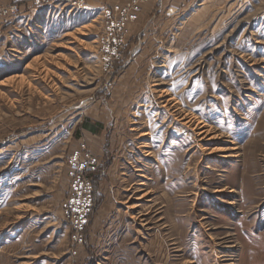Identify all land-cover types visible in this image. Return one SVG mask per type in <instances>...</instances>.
Returning <instances> with one entry per match:
<instances>
[{
  "label": "rangeland",
  "instance_id": "1",
  "mask_svg": "<svg viewBox=\"0 0 264 264\" xmlns=\"http://www.w3.org/2000/svg\"><path fill=\"white\" fill-rule=\"evenodd\" d=\"M73 1L0 34V264H102L64 214L84 152L120 157L111 264H264V0H168L134 35L136 0Z\"/></svg>",
  "mask_w": 264,
  "mask_h": 264
},
{
  "label": "crops",
  "instance_id": "2",
  "mask_svg": "<svg viewBox=\"0 0 264 264\" xmlns=\"http://www.w3.org/2000/svg\"><path fill=\"white\" fill-rule=\"evenodd\" d=\"M82 3L90 9H109L110 11H116L123 8L124 4L128 0H81ZM180 1V0H179ZM149 2V3H148ZM146 3H140L139 6L140 14L137 15V19L134 22H128L126 24V34L134 35L140 32L141 29H147L156 32L155 23L151 26L149 23L151 20L155 22L156 13L160 12L163 7L156 9V5L159 4L163 6L168 2V0H148ZM139 3V2H138ZM10 4H17L20 7V16L28 17L31 12L37 11L38 0H0V6H8ZM161 14H157L160 18ZM11 22L8 21L0 28L3 35H7L11 32L12 26ZM148 27L146 28V26ZM1 36V35H0ZM100 127L92 125L90 123H85L84 128H82L81 133L83 141L88 150L94 153L97 149L96 141L94 139L95 135L98 133ZM93 154V153H92ZM98 161V171L91 174L94 184V201L95 206L93 212L91 213L89 223L85 228L86 238H88L89 246L87 251L82 250L84 254V260L87 259V254L89 258L99 259L102 264H111V260L114 256H117L116 250L122 251L125 246H123L122 231L117 234L113 226L120 225L121 221L113 216V189L115 188V180L118 176L119 170L118 166L120 163V157H95ZM122 246L124 248H122ZM128 247V246H127ZM130 251L129 249H125ZM86 251V252H85ZM81 255V253H80ZM79 255V256H80ZM121 261V260H120ZM136 262V261H135ZM121 263V262H120ZM119 263V264H120ZM116 264V263H115Z\"/></svg>",
  "mask_w": 264,
  "mask_h": 264
},
{
  "label": "built area",
  "instance_id": "3",
  "mask_svg": "<svg viewBox=\"0 0 264 264\" xmlns=\"http://www.w3.org/2000/svg\"><path fill=\"white\" fill-rule=\"evenodd\" d=\"M44 2V0H42ZM50 4H70L74 7L73 0H46ZM146 0H136L133 4L134 11L138 12L137 3ZM195 1V0H185ZM20 14V7L17 4H10L8 6H0V28L2 25L15 18ZM121 20L120 28H123ZM117 25H112V31L118 30ZM115 55L114 60L109 64L112 65L114 61L119 62L120 56ZM116 62V63H117ZM107 59H105V65ZM98 168V162L95 157L84 152L83 154H76L68 165L69 169V193L66 199L65 216L72 227V235L78 241L82 238L88 220L93 210V183L90 174Z\"/></svg>",
  "mask_w": 264,
  "mask_h": 264
},
{
  "label": "bare ground",
  "instance_id": "4",
  "mask_svg": "<svg viewBox=\"0 0 264 264\" xmlns=\"http://www.w3.org/2000/svg\"><path fill=\"white\" fill-rule=\"evenodd\" d=\"M147 1V0H146ZM142 2H145V1H142ZM189 120V119H188ZM204 126H201V128H199L200 130L203 129ZM207 131L205 130V132L203 130L200 131V133L198 135H202L204 133H206Z\"/></svg>",
  "mask_w": 264,
  "mask_h": 264
},
{
  "label": "trees",
  "instance_id": "5",
  "mask_svg": "<svg viewBox=\"0 0 264 264\" xmlns=\"http://www.w3.org/2000/svg\"><path fill=\"white\" fill-rule=\"evenodd\" d=\"M94 193V192H93Z\"/></svg>",
  "mask_w": 264,
  "mask_h": 264
}]
</instances>
